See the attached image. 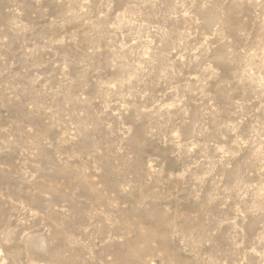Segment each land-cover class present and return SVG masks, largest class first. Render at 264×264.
<instances>
[{
  "label": "rangeland",
  "instance_id": "1",
  "mask_svg": "<svg viewBox=\"0 0 264 264\" xmlns=\"http://www.w3.org/2000/svg\"><path fill=\"white\" fill-rule=\"evenodd\" d=\"M126 256L264 264V0H0V264Z\"/></svg>",
  "mask_w": 264,
  "mask_h": 264
},
{
  "label": "bare ground",
  "instance_id": "2",
  "mask_svg": "<svg viewBox=\"0 0 264 264\" xmlns=\"http://www.w3.org/2000/svg\"><path fill=\"white\" fill-rule=\"evenodd\" d=\"M142 254V253H141ZM126 259L124 260H122L121 262H122V264H129L131 261H134V258L132 257V256H126L125 257ZM136 258V260L137 259H139L137 256L135 257ZM145 261V260H144Z\"/></svg>",
  "mask_w": 264,
  "mask_h": 264
}]
</instances>
